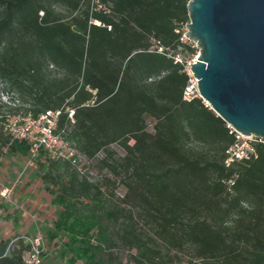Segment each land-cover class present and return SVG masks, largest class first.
<instances>
[{
	"label": "trees",
	"instance_id": "16d2710c",
	"mask_svg": "<svg viewBox=\"0 0 264 264\" xmlns=\"http://www.w3.org/2000/svg\"><path fill=\"white\" fill-rule=\"evenodd\" d=\"M48 2L0 0V90L13 89L30 97L28 109L35 117L47 109L73 108L74 122H67L61 113L57 130L89 159L118 143L125 152L121 168L130 178L124 180L127 190L121 201L145 208L155 221L158 237L173 248L188 243L197 258L222 264H264V144H257L255 159L224 166V150L233 141L225 122L202 99L182 98L187 76L180 64L148 51L151 37L169 49L195 51L192 43L180 40V28L189 21L188 0H110L111 15L90 13L83 0ZM51 3L80 13L63 21L51 10ZM90 18L111 29L89 24ZM47 63L63 72L53 84L43 81L42 68ZM147 79L150 86L142 82ZM147 118L152 120V131H147ZM189 133L222 144L221 160L201 164L183 154L181 143ZM4 137L1 147L11 154L28 155L24 141ZM165 160L176 167L161 170ZM38 161L42 178L57 187L53 201L63 205L49 240L61 233L76 260L103 264L96 256L99 246L92 244L94 229L101 232L100 225L77 209L81 198L98 200L100 189L67 161L45 157ZM61 168L64 179L54 175ZM110 168L116 172V167ZM172 170L233 195V200L238 195L261 200V220L253 217L228 238L222 229L195 213L184 191L172 186L168 178ZM209 173L215 176L212 181ZM233 176V191L229 192L223 180ZM121 216L120 209L106 211L113 221ZM120 240L136 250L134 264H195L193 260H156L158 251L140 235L131 215ZM28 248L22 237L13 244L0 238V264H24L23 252Z\"/></svg>",
	"mask_w": 264,
	"mask_h": 264
},
{
	"label": "rangeland",
	"instance_id": "374dc122",
	"mask_svg": "<svg viewBox=\"0 0 264 264\" xmlns=\"http://www.w3.org/2000/svg\"><path fill=\"white\" fill-rule=\"evenodd\" d=\"M45 2L49 3L48 0ZM49 6L61 20L66 22L80 13V10L72 11L60 4L51 3ZM1 14L2 5L0 3V16ZM180 29L185 32V24ZM191 43L195 49L194 52L184 48H179V50L186 56L194 57L198 49L194 42H189ZM42 76L45 83L53 84L63 76V72L47 63L42 68ZM142 82L150 86L151 80L147 79ZM10 90L13 89L5 92L18 97L23 106L31 107L30 97L16 90L12 92ZM203 102L206 104L204 100ZM5 111L7 112V108L0 105V115L5 114ZM146 128L147 131H152V120L149 118L146 120ZM3 138L5 137L0 125V139ZM129 143L132 144L133 140ZM181 152L190 159L205 164L221 160L223 146L220 143L201 140L189 133L181 143ZM124 154L123 148L118 143H113L94 158L80 159L81 165L88 161L85 170L89 176V182L96 184L101 191L98 200L81 198L77 207L80 214L93 216L100 225L101 232L98 233L97 229H94L92 240L93 245L99 246L96 254L97 260L103 264H134L133 255L136 254V250L128 249L120 240L122 227L127 217L131 215L140 235L158 251L156 260L171 258L182 262L193 260L195 264H222L219 261L197 258L194 254V247L188 243H183L178 249L173 248L158 237L155 221L145 208L138 205H125L121 201L127 190L124 180L129 181L130 179L121 168ZM40 162L29 166L28 155L11 154L6 147L0 146V238H7L13 244L18 237H22L23 244L29 246L30 240L40 236L43 254L41 264H69L71 259L75 260L74 264H82L67 248V238L63 234L58 233L52 241L49 240V234L53 232V222L63 209V205L53 201L57 187L42 178L43 171L39 168ZM164 162L161 163V170L168 166L176 167L170 160ZM110 166L116 167V172L111 171ZM62 170L63 168L54 172V175H59L64 179L66 175L62 173ZM169 174L168 178L172 186H177L187 194L188 201L195 206V213L207 218L215 227L222 229L228 238H231L243 224L252 221L253 217L261 220V200L245 195H238L233 200V195L228 196L224 192L203 186L192 180L186 172L172 170ZM208 178L212 181L215 176L209 173ZM46 186L49 189H46ZM4 189L7 190L5 196L2 195ZM119 209L122 210V216L118 221L106 217L107 210Z\"/></svg>",
	"mask_w": 264,
	"mask_h": 264
},
{
	"label": "water",
	"instance_id": "95a60500",
	"mask_svg": "<svg viewBox=\"0 0 264 264\" xmlns=\"http://www.w3.org/2000/svg\"><path fill=\"white\" fill-rule=\"evenodd\" d=\"M187 11L200 97L237 131L264 139V0H188Z\"/></svg>",
	"mask_w": 264,
	"mask_h": 264
},
{
	"label": "built area",
	"instance_id": "2783aa9c",
	"mask_svg": "<svg viewBox=\"0 0 264 264\" xmlns=\"http://www.w3.org/2000/svg\"><path fill=\"white\" fill-rule=\"evenodd\" d=\"M89 12H98L105 15H111V2L110 0H83ZM43 14L42 11L39 12ZM89 24H95L97 26H105L108 30L111 29V25L105 24L97 19L90 18ZM178 32V29H175ZM183 43L191 42L188 40L184 32L180 37ZM148 51H155L164 54L168 58H171L173 63L180 64L182 71L187 76V81L183 89L182 98L184 100H191L193 98H200L197 79L194 77L190 63H193L198 53L193 56H186L181 53L179 49H169L160 44V42L151 37L149 39ZM94 93V91H93ZM203 101V99H202ZM0 105L7 108V112L0 115V125L4 134L8 135L10 139L22 140L28 147V165L34 166L35 162L40 157H45L51 160H61L69 162L75 171L81 176L90 181L89 176L86 174L85 168L88 165V161L83 165L80 164V159L88 158L78 152L74 144L63 134L57 130V124L61 113L65 114V120L69 123L74 122V109L70 106H65L63 109H47L41 112L38 116H34L32 112L23 104L20 103L18 97L0 90ZM206 106L209 105L206 103ZM9 110V111H8ZM227 132L232 136L233 141L224 150L223 164L226 167H230L236 162H245L255 159L257 157V144H264V139L255 135H244L237 131L229 123H225ZM226 184V188L229 192H232L231 186L234 184V176L223 180ZM6 189L2 193L6 194ZM42 246L41 237L36 236L29 241V248L25 250L23 254L24 264H41Z\"/></svg>",
	"mask_w": 264,
	"mask_h": 264
},
{
	"label": "bare ground",
	"instance_id": "6f19581e",
	"mask_svg": "<svg viewBox=\"0 0 264 264\" xmlns=\"http://www.w3.org/2000/svg\"><path fill=\"white\" fill-rule=\"evenodd\" d=\"M208 104V103H207Z\"/></svg>",
	"mask_w": 264,
	"mask_h": 264
}]
</instances>
